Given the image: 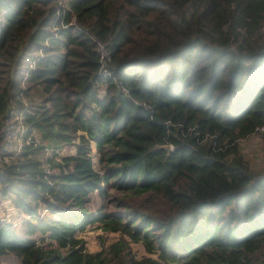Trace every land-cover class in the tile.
Instances as JSON below:
<instances>
[{
    "label": "trees",
    "instance_id": "obj_1",
    "mask_svg": "<svg viewBox=\"0 0 264 264\" xmlns=\"http://www.w3.org/2000/svg\"><path fill=\"white\" fill-rule=\"evenodd\" d=\"M14 107L32 139L0 147V208L25 216L0 214V260L264 264L241 147L264 126V0H0V129ZM96 222L119 237L92 251Z\"/></svg>",
    "mask_w": 264,
    "mask_h": 264
},
{
    "label": "rangeland",
    "instance_id": "obj_2",
    "mask_svg": "<svg viewBox=\"0 0 264 264\" xmlns=\"http://www.w3.org/2000/svg\"><path fill=\"white\" fill-rule=\"evenodd\" d=\"M41 96V91L35 90L31 92L30 96H27V99L29 102L34 103L36 101H40ZM241 147L242 151L246 154L253 167L261 168L264 166V136L262 132H256L255 134L242 139ZM60 151L61 153L74 152L75 146L66 145L62 147ZM46 153L49 154L51 151H47ZM100 203L101 197L98 191H94L92 194V201L88 204L89 208L93 211H96L99 208ZM2 204L3 205H1L0 214L7 216L9 219L15 220L16 226L18 228L20 227L21 230L23 227V222L18 219L20 216H17L15 212L17 211L16 207L9 200L3 201ZM97 225L98 222L88 225L87 229L80 234V236L86 240L87 247L92 251L100 249L103 241L105 244H108L119 237L118 232L104 231ZM133 247L139 256L146 253V250L141 243H133ZM0 262L3 264H17L18 258L14 254L9 253L4 255Z\"/></svg>",
    "mask_w": 264,
    "mask_h": 264
},
{
    "label": "built area",
    "instance_id": "obj_3",
    "mask_svg": "<svg viewBox=\"0 0 264 264\" xmlns=\"http://www.w3.org/2000/svg\"><path fill=\"white\" fill-rule=\"evenodd\" d=\"M97 48L104 54V42L98 40ZM258 132H264V126L258 127ZM31 139L32 133L25 122L23 110H19L16 107L11 108L0 129V147L5 146L7 149L17 153L21 150L23 143Z\"/></svg>",
    "mask_w": 264,
    "mask_h": 264
},
{
    "label": "water",
    "instance_id": "obj_4",
    "mask_svg": "<svg viewBox=\"0 0 264 264\" xmlns=\"http://www.w3.org/2000/svg\"><path fill=\"white\" fill-rule=\"evenodd\" d=\"M158 146H162V147L166 148L168 150V152H170L173 149V146L170 143H165V144L158 145Z\"/></svg>",
    "mask_w": 264,
    "mask_h": 264
},
{
    "label": "crops",
    "instance_id": "obj_5",
    "mask_svg": "<svg viewBox=\"0 0 264 264\" xmlns=\"http://www.w3.org/2000/svg\"><path fill=\"white\" fill-rule=\"evenodd\" d=\"M5 206H7V205H5ZM10 210H12V209H10ZM14 211V210H13ZM12 211V212H13ZM16 212V214H17V216H20V218H18L20 221H22V219L24 218V214H21V213H19L18 211H15ZM12 220V219H11ZM12 221H14V222H16L15 220H12Z\"/></svg>",
    "mask_w": 264,
    "mask_h": 264
}]
</instances>
